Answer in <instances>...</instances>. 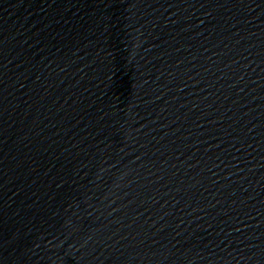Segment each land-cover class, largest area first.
I'll return each instance as SVG.
<instances>
[{
  "label": "water",
  "instance_id": "water-1",
  "mask_svg": "<svg viewBox=\"0 0 264 264\" xmlns=\"http://www.w3.org/2000/svg\"><path fill=\"white\" fill-rule=\"evenodd\" d=\"M0 264H264V0H0Z\"/></svg>",
  "mask_w": 264,
  "mask_h": 264
}]
</instances>
